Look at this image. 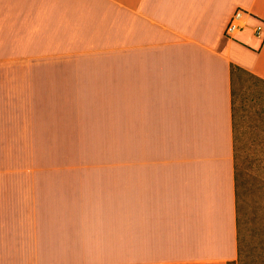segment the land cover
Segmentation results:
<instances>
[{
  "label": "crops",
  "instance_id": "crops-1",
  "mask_svg": "<svg viewBox=\"0 0 264 264\" xmlns=\"http://www.w3.org/2000/svg\"><path fill=\"white\" fill-rule=\"evenodd\" d=\"M257 20L264 0H0V264L235 261L231 65L264 81Z\"/></svg>",
  "mask_w": 264,
  "mask_h": 264
},
{
  "label": "rangeland",
  "instance_id": "rangeland-1",
  "mask_svg": "<svg viewBox=\"0 0 264 264\" xmlns=\"http://www.w3.org/2000/svg\"><path fill=\"white\" fill-rule=\"evenodd\" d=\"M234 87V173L241 254L231 264H264V81L240 72ZM6 158L20 156L9 152Z\"/></svg>",
  "mask_w": 264,
  "mask_h": 264
},
{
  "label": "built area",
  "instance_id": "built-area-1",
  "mask_svg": "<svg viewBox=\"0 0 264 264\" xmlns=\"http://www.w3.org/2000/svg\"><path fill=\"white\" fill-rule=\"evenodd\" d=\"M252 13L245 8H237L230 16L224 29V36L228 39H235L237 34L249 26ZM251 35L260 42H264V21L257 20L250 25Z\"/></svg>",
  "mask_w": 264,
  "mask_h": 264
},
{
  "label": "trees",
  "instance_id": "trees-1",
  "mask_svg": "<svg viewBox=\"0 0 264 264\" xmlns=\"http://www.w3.org/2000/svg\"><path fill=\"white\" fill-rule=\"evenodd\" d=\"M240 72L252 75V73H250L247 70L239 67L238 65H235V64L231 65V76H232V123H233V137H234V141H235V129H236L235 117H234V115H235L234 114V96H235L234 81H235L236 75L238 73H240ZM233 155H234V153H233ZM235 186H236V184H235ZM236 210H237V206H236ZM236 223H237V244H238L237 258H238L240 256V254H241V248H240V240L241 239H240V227H239L240 222L238 221V216H236ZM233 262H229V264H231Z\"/></svg>",
  "mask_w": 264,
  "mask_h": 264
}]
</instances>
